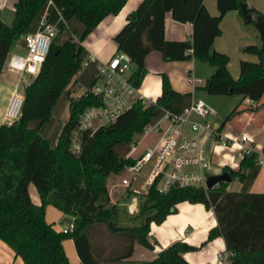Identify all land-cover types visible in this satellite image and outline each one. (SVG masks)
<instances>
[{
	"label": "trees",
	"instance_id": "16d2710c",
	"mask_svg": "<svg viewBox=\"0 0 264 264\" xmlns=\"http://www.w3.org/2000/svg\"><path fill=\"white\" fill-rule=\"evenodd\" d=\"M47 1H17L11 24L0 15V74L15 42ZM126 1L53 0L65 20L76 15L86 29L62 43L52 42L41 70L24 87L21 116L11 123L0 124V238L23 257L25 264H71L63 242L66 237L76 241L79 256L86 264H103L97 235L103 231L117 233L127 241V246L121 253L111 252L110 259L130 257L136 241L153 246L148 238L152 221L161 223L178 209V202L188 200L214 207L219 224L211 228L208 238L219 234L226 238L227 249L234 253L230 264H264V192L231 190L227 188L228 181L210 189L177 185L169 191H160L153 186L141 196L136 212L111 200L108 187L111 172H120L132 161L131 157L116 153L113 146L134 139L156 116L159 106L180 95L168 74L162 73L163 92L156 102L139 99L110 124L85 131L84 145L78 154L71 149V132L80 114L93 103L101 102V98L88 89L76 95L69 90L70 115L55 144L42 135L41 126L51 119L61 91L76 80V74L84 65L81 41L108 14L120 12ZM242 3L250 11L263 13L249 6L247 0H217L218 14H213L204 0H142L114 37L118 50L127 51L134 60L132 81L137 86L142 83L147 72L145 57L158 49L168 60L197 57L215 65L208 83L211 93H242L255 102L261 100L264 95V34L261 44L243 47L244 51L257 54L259 58H243L238 78L229 70L231 56L214 47L215 38L222 33L220 22L224 14L233 9L242 12ZM168 11L180 21L193 22L192 38L170 40L165 37L164 22ZM242 109L236 107L227 118ZM31 120H38L39 126H31ZM258 161L257 151L246 152L239 168L226 165L223 170L229 168L236 178L243 180ZM31 182L41 194V203L32 199ZM48 203L74 216L73 230H58L48 221ZM195 247L179 239L144 264H192L183 252ZM0 264L4 263L0 261Z\"/></svg>",
	"mask_w": 264,
	"mask_h": 264
},
{
	"label": "crops",
	"instance_id": "0c3cea01",
	"mask_svg": "<svg viewBox=\"0 0 264 264\" xmlns=\"http://www.w3.org/2000/svg\"><path fill=\"white\" fill-rule=\"evenodd\" d=\"M17 1L19 0H0V15L7 24H11L14 21ZM141 1L127 0L120 12L108 14L81 41L84 46L83 58L85 59L93 53L96 55V59L94 58L87 65H83L76 74V80L61 91L60 97L53 106V114L55 110L61 113H64L65 109L69 110L70 89L76 95L83 92L78 91L80 88L82 90L85 88L86 90L92 85L98 70L99 60H108L118 51L119 45L114 37L124 27L129 14L137 8ZM204 2L213 14L219 13L217 0H204ZM247 4L257 7L264 13V0H247ZM44 14L47 15L49 22L58 28V34L54 40L57 44L77 36L78 33H82L86 29L85 23L76 15L65 20L58 5L51 0H48L41 7L39 13L26 28L25 33L10 50L0 74V124L6 122L5 110L14 89L19 87L24 91V87L32 79V75L23 73L27 54V45L24 37L26 33L38 29L41 17ZM220 23L222 33L215 38L214 47L220 51H226L231 56L229 70L234 77L238 78L241 73L240 62L243 58L251 60L259 58L257 54L244 51L243 47L248 44H261L263 40L262 34L256 24L247 21L239 9L226 12ZM164 25L167 39L192 38L194 31L193 22L176 19L172 11L166 13ZM145 58L147 72L138 87L146 98L156 101L158 95L163 92L162 73L164 72L170 75L173 87L180 91L175 105L177 109L172 112L181 113L191 107L190 105L194 99L203 98L214 108L215 112L211 115V118L218 125L223 135L235 136L246 133L252 138V141L248 140L247 143L251 142L254 144L259 154V161L250 170L249 175L245 179L235 178L229 181L227 188L236 191L264 192V160L262 159L264 156V95L261 100L255 102L242 93L224 95L211 93L208 89V83L215 70V65L208 60L203 61L197 57L180 60V75L178 76L173 72L174 65L164 61L162 51L153 50ZM191 73L196 77H200L201 81L190 82ZM60 102H62L61 106H59ZM238 106L244 109L227 118L232 110ZM63 124L64 122H60V127L50 134L43 133L42 128L40 131L43 136L51 140V143L55 144ZM30 125L39 126V121L31 120ZM205 146L210 155H212V170L214 172H222L226 165L235 169L239 168L242 159L239 154L241 151L240 143L224 144L209 138ZM29 191L33 201L41 203V194L34 182L29 184ZM110 197L111 200L115 201L112 199L111 191ZM177 206L178 209L169 213L161 223L151 222L148 238L153 243V246H145L141 242L136 241L130 257L110 259L109 255L111 252L121 253L125 250L127 241L123 240L117 233L112 234L108 231H103L97 235L96 239L100 243L97 247L103 257V264H144L147 260L156 258L162 248L179 241V239L185 240L194 246L196 245L195 249L183 252V255L190 263L215 264L219 256L228 252V249L226 238L223 235L219 234L211 239L208 238L211 228L219 224L214 207L209 208L204 202H191L188 200L178 202ZM46 209L48 221L52 222L58 230H62L66 224L60 226L61 221L59 220L62 218H58L63 213H67L53 203H48ZM72 217L74 218V216ZM63 242L71 264H86L79 256L76 241H74L73 237H66ZM0 261L4 264H25L23 257L2 238H0Z\"/></svg>",
	"mask_w": 264,
	"mask_h": 264
},
{
	"label": "built area",
	"instance_id": "2783aa9c",
	"mask_svg": "<svg viewBox=\"0 0 264 264\" xmlns=\"http://www.w3.org/2000/svg\"><path fill=\"white\" fill-rule=\"evenodd\" d=\"M57 34L58 28L49 22L46 14L41 17L36 31L25 34L27 54L23 73L33 76L41 70ZM94 58L96 59V55L91 53L83 59V64L87 65ZM134 66V60L125 50H118L108 60H99L96 77L88 90L98 95L101 102L93 103L80 114L70 137L74 153L78 154L82 150L85 131H93L110 124L139 99L143 98L147 103L156 102L146 98L132 81ZM189 79L190 82L201 81V78L193 73ZM24 99L23 89L16 87L5 110L6 122L11 123L21 116ZM190 106L181 113L167 110L159 120L148 122L143 132L131 140L132 147L123 157H131L132 161L123 167L122 170L125 169L128 174L121 181L129 198L122 205L131 212L139 210L141 196L149 192L153 186L160 191H169L172 186L177 185H196L209 189L208 178L210 174L216 173L212 170V155L205 146L209 138L224 144L240 143L241 158L246 152L257 151L254 144L247 143L248 140L252 141V138L246 133L235 136L223 135L211 118L215 110L205 99L196 98ZM152 134L155 135L153 141L138 152L139 144ZM262 159L264 160V156ZM74 226L73 219L68 225L63 226L62 230L70 231ZM233 254L228 250L219 256L215 264H230Z\"/></svg>",
	"mask_w": 264,
	"mask_h": 264
},
{
	"label": "rangeland",
	"instance_id": "374dc122",
	"mask_svg": "<svg viewBox=\"0 0 264 264\" xmlns=\"http://www.w3.org/2000/svg\"><path fill=\"white\" fill-rule=\"evenodd\" d=\"M164 58V57H163ZM201 59V58H199ZM203 60V59H201ZM164 61L166 63H171L174 65L173 68V72L175 74H177L178 76L180 75V60H168L166 58H164ZM205 61V60H203ZM159 68V67H158ZM157 68V69H158ZM170 76V75H169ZM23 87V86H22ZM78 91H85V88H80V90ZM157 99V98H156ZM177 98H175V101H171L163 106H159V109L157 111L156 116L152 119L153 122L159 120V118L163 117L164 114L166 113L167 110L169 111H174L177 108L175 107L176 103H177ZM61 106L62 102L59 103ZM53 117L52 119H50L49 121L45 122L41 128H42V132L43 133H52L53 131H55L56 129H58V127H60V122H64L68 116H69V110L65 109L64 113H61L58 110L54 111V114H52ZM165 123L167 121H164ZM155 135H149L146 138L143 139V142H141L139 144V149L138 152L140 150H143V148H145L147 145H149L153 140V137ZM132 147V141H127V142H119L114 144L113 149L116 153H118L119 155L123 156L127 153V151ZM137 152V153H138ZM128 171L121 170L120 172H111V175L109 177V191H111V195H112V199H114L115 201L119 202V204H123L124 202H126L128 200L127 197V192L124 188V186L121 184L122 178L124 176H127ZM236 183V182H234ZM62 218V219H60ZM58 219H60L59 221H61L60 226H63L64 224H69L70 222L73 221V217L70 214H65L63 213V215L61 217H59Z\"/></svg>",
	"mask_w": 264,
	"mask_h": 264
},
{
	"label": "water",
	"instance_id": "95a60500",
	"mask_svg": "<svg viewBox=\"0 0 264 264\" xmlns=\"http://www.w3.org/2000/svg\"><path fill=\"white\" fill-rule=\"evenodd\" d=\"M241 6H242V13L245 19L249 22L256 24L261 34L263 35L264 34V13L248 10V6H246L245 3H242ZM235 178L236 177L233 175L232 171L229 168H226V170H223L220 173L210 174L208 181H207V186L210 189L222 181L229 182V181L234 180Z\"/></svg>",
	"mask_w": 264,
	"mask_h": 264
}]
</instances>
